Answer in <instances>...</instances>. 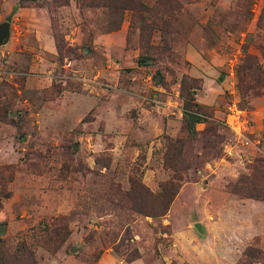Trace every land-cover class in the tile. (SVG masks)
<instances>
[{
	"label": "rangeland",
	"instance_id": "rangeland-1",
	"mask_svg": "<svg viewBox=\"0 0 264 264\" xmlns=\"http://www.w3.org/2000/svg\"><path fill=\"white\" fill-rule=\"evenodd\" d=\"M144 7L106 33L104 12L77 0H0L12 31L0 48V264L264 254V0ZM233 103L250 144L229 126ZM187 113L204 118L193 131ZM167 166L185 167L181 188L153 217L139 188L159 194Z\"/></svg>",
	"mask_w": 264,
	"mask_h": 264
},
{
	"label": "trees",
	"instance_id": "trees-1",
	"mask_svg": "<svg viewBox=\"0 0 264 264\" xmlns=\"http://www.w3.org/2000/svg\"><path fill=\"white\" fill-rule=\"evenodd\" d=\"M77 1L79 3H82L84 6H87L89 8L101 9L104 12L105 19L102 22L103 24L102 30L106 33L115 32L121 29L126 11L129 10L132 12L143 11L147 15L152 12V9L144 7L145 3L150 2L151 0H77ZM53 2L56 4H60L61 6H67L71 2V0H53ZM141 24L146 25L147 20L143 18L141 20ZM57 40L61 41L60 38L58 37ZM57 48L60 52L63 51L61 46H57ZM198 107L200 108L202 106L199 105ZM187 110H189V107ZM197 123H202V122H197ZM179 144L181 143L174 142L169 145L170 147L169 151L171 150L176 151V153L172 154L173 158L175 159L178 156L184 155V151H185L184 146L182 144L181 147H179L178 146ZM168 158L170 159V156ZM173 158L172 160H174ZM183 169H185V167L182 168V166H180L179 168L176 167L173 168L172 169L174 171L173 179L167 182L165 185H163L161 188V192L157 195H153V194L151 195L149 193H145L144 195L142 192L143 187L140 186L139 196L142 200L141 202L142 203L148 202L150 204L148 206V211L152 210L151 216L159 217V216H164L168 213L172 203L174 202L181 188V186L177 182L182 181L183 177L181 176V172ZM138 210L142 211L141 209ZM245 256H246V260L243 262V264H255L263 259L264 254L261 250H258L256 248H250L248 251H246Z\"/></svg>",
	"mask_w": 264,
	"mask_h": 264
},
{
	"label": "water",
	"instance_id": "water-1",
	"mask_svg": "<svg viewBox=\"0 0 264 264\" xmlns=\"http://www.w3.org/2000/svg\"><path fill=\"white\" fill-rule=\"evenodd\" d=\"M11 22L6 21L0 24V48L7 46L11 41ZM186 116L189 119L191 130L193 131L197 122H202L204 120L203 117L198 116L196 114L187 113ZM195 229L202 236H206L205 228L201 223L195 224Z\"/></svg>",
	"mask_w": 264,
	"mask_h": 264
},
{
	"label": "built area",
	"instance_id": "built-area-1",
	"mask_svg": "<svg viewBox=\"0 0 264 264\" xmlns=\"http://www.w3.org/2000/svg\"><path fill=\"white\" fill-rule=\"evenodd\" d=\"M229 111H230V116L232 117L231 121H229V126L232 127V129H234L239 136H241L242 138H245L247 144H250L251 140H249L248 137L245 136V134L248 131L247 130L248 122H246V128L245 129H243L245 124L241 122L242 117H243V115L241 114L242 111L237 108L235 103H233L229 107ZM258 144H259V142H258Z\"/></svg>",
	"mask_w": 264,
	"mask_h": 264
}]
</instances>
